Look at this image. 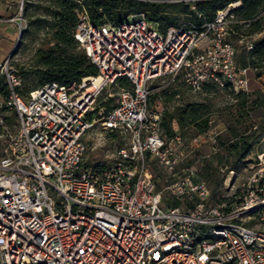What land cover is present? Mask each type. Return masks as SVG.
<instances>
[{"label":"built area","instance_id":"1","mask_svg":"<svg viewBox=\"0 0 264 264\" xmlns=\"http://www.w3.org/2000/svg\"><path fill=\"white\" fill-rule=\"evenodd\" d=\"M22 7L23 0L13 19L18 35ZM230 10L163 33L144 11L94 25L82 8L73 37L97 74L47 82L26 97L17 91L19 74L0 60L7 85L0 110L16 116L12 129L0 113V264H264V227L250 224L264 225V152L251 164L262 167L236 196L238 205H207L206 181L180 164L162 136L161 110L148 104L150 84L161 77L181 75L193 91L209 80L249 90L248 68L236 66L229 41ZM253 39L245 40L247 49ZM110 84L118 87L116 102L98 122L128 136V148L108 166L84 165L83 136L95 122L89 115ZM215 134L209 128L185 146L191 151ZM151 159L168 172L165 192L155 186ZM165 197L199 201L171 206Z\"/></svg>","mask_w":264,"mask_h":264},{"label":"trees","instance_id":"2","mask_svg":"<svg viewBox=\"0 0 264 264\" xmlns=\"http://www.w3.org/2000/svg\"><path fill=\"white\" fill-rule=\"evenodd\" d=\"M40 1H43V4ZM233 1H239V4L230 10L232 17L228 18L227 27L229 41L233 42V39L236 43L243 41V44L238 46L233 44L236 48L235 64L237 67L248 68L249 90L234 91L228 85L224 86L222 89L232 97L233 101L228 102L222 112L213 115L208 104L204 102H180L169 108L166 103L178 94V90L170 91L166 88L160 122L165 136L172 137L176 134L173 126L176 123L180 135L185 137L193 133L204 134L209 129L212 119L223 117L226 133L217 134L214 137L215 146L218 149L214 153L216 163L208 160L200 146L191 150L206 176L221 182L237 164L252 161L250 155L256 145L261 152H264V146L260 144L264 139V87L258 82V79L264 76V35H262L264 33V0H23L25 4L23 10L28 16H32L29 13L31 7L35 9V13L39 11V15H42L34 18L33 21H48L49 42L52 45L45 52L37 54L38 67L23 70L20 73L24 77V82L28 72L37 74L40 79L37 87L53 81L70 84L80 81L82 77L97 74V67L91 63L85 51L73 37L77 12L82 8L87 11L94 25L115 24L133 11H144L147 19L164 33L168 27L182 21L197 26L211 21L218 10L226 8ZM250 37L254 39L252 47L247 49L245 39ZM119 82L127 87L130 85L124 77ZM154 87V85L151 86V88ZM35 88L23 87L17 88V91L25 96ZM202 88L214 92L217 91L218 85L209 80L204 82ZM6 92L4 76L0 75V93ZM152 95L156 94L153 92ZM109 100L113 101V104L102 102L93 110L89 118H102L115 105L116 97ZM2 112L0 110V113ZM164 202L171 206L183 204L190 207L194 204L188 199L175 197H165ZM231 203L225 207L230 208Z\"/></svg>","mask_w":264,"mask_h":264},{"label":"rangeland","instance_id":"3","mask_svg":"<svg viewBox=\"0 0 264 264\" xmlns=\"http://www.w3.org/2000/svg\"><path fill=\"white\" fill-rule=\"evenodd\" d=\"M40 3L43 4V1H40ZM45 3H47V1ZM237 4L238 1H233L228 5V7L233 8L237 6ZM24 6L25 4L23 3L21 20H19L22 24L21 34L18 35L17 23L15 22L14 39H12L8 45L4 46V48L0 50L1 61L8 59L9 68H12L17 74H19L20 84L17 87L18 89L23 87L35 88L38 86L40 79L37 74L28 72L26 81L24 82V77L21 75L20 71L32 70L33 68L38 67L39 62L37 54L39 52H45V50L49 48L50 45H52V43L49 42L50 32L48 28V21H33L34 18L41 17L42 15H39V11L35 13V9L31 7L29 9V13L32 14V16H28V14H26L23 10ZM46 18L49 19L48 16H46ZM262 35H264V33H262ZM232 44L238 46V44H243V41L236 43L233 39ZM248 77H250L249 73ZM258 82L260 85H262V87H264V80H259ZM152 85L155 87L152 88V91L149 95L148 104L153 109H162L164 105L163 100H165L164 90L166 88L170 91L178 90V94L166 103L169 108H172V106L179 104L180 102H204L208 104L209 109L213 112V115H215L217 112H222L224 110L223 107L226 106L228 102L233 101L232 97L228 95L221 86H218L217 91L214 92L206 91L203 88L193 91L182 79L181 75L175 77L174 80H170L166 77L154 79L151 82L150 87ZM117 92L118 87L115 84L104 86L96 95L94 109L101 105L102 102H109L110 105L113 104V101H110L109 99L117 97ZM153 92L156 95L151 96ZM19 95L22 97L27 96H23L21 94ZM99 112H101V110ZM224 114L225 113H223V115ZM3 115L6 117V121L4 120L5 124L10 128L15 129L14 125L16 123V116L14 111H4ZM216 118H219V120L224 123L223 117ZM173 126L176 134L180 135L177 124L174 123ZM221 133H226V130L224 129L222 132L216 133L213 136V139L203 140L201 142L202 145H199L202 149V152L207 156L208 160L212 161L214 164L216 163L214 153L218 150L215 146L214 137ZM195 135L196 134L194 133L185 137L180 135L181 142L178 143L175 140L174 135L172 137H167L164 135V133H162L164 140L172 143L176 154L182 159H180V164L191 165L195 170L196 175L206 181L208 186V194L201 201L207 205L211 204L229 206L231 202L232 205H238L239 200L236 198V196L241 193V189L244 185L252 182L253 178L257 176L260 167H262H251V164L256 162L257 155L262 153L261 150H259L258 145L254 147L253 152L250 155V158L252 159L251 162H241L237 164L221 182H216L214 179L206 176L196 155L193 154V151H189V149L185 146L187 141ZM83 141L85 143V152L83 155L82 164L98 167L110 165L117 158L118 150L122 148L127 149L129 143L128 136L125 134L121 132H109L102 129L98 119L96 118L94 124L84 134ZM2 143L3 141L0 139V152ZM260 144L264 146V139L261 140ZM151 160V168L155 186L157 189L165 192L166 185L169 182L168 172L154 159ZM198 201L199 200L197 198H192L189 200L190 203H196ZM250 224L256 225V227H264V225L258 223V220L251 221Z\"/></svg>","mask_w":264,"mask_h":264},{"label":"crops","instance_id":"4","mask_svg":"<svg viewBox=\"0 0 264 264\" xmlns=\"http://www.w3.org/2000/svg\"><path fill=\"white\" fill-rule=\"evenodd\" d=\"M20 1L21 0H0V50L14 39L15 20L13 19L17 15ZM259 80H264V76L259 78L258 81ZM209 128L218 133L225 129V125L219 118H214L211 120Z\"/></svg>","mask_w":264,"mask_h":264},{"label":"bare ground","instance_id":"5","mask_svg":"<svg viewBox=\"0 0 264 264\" xmlns=\"http://www.w3.org/2000/svg\"><path fill=\"white\" fill-rule=\"evenodd\" d=\"M88 79H89V78H88ZM100 80H101L100 77H95V79H94V83L96 84V83H98Z\"/></svg>","mask_w":264,"mask_h":264}]
</instances>
